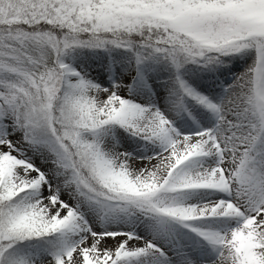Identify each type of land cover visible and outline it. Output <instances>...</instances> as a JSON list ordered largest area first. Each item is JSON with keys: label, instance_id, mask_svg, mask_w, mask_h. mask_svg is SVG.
Wrapping results in <instances>:
<instances>
[{"label": "snow or ice", "instance_id": "1", "mask_svg": "<svg viewBox=\"0 0 264 264\" xmlns=\"http://www.w3.org/2000/svg\"><path fill=\"white\" fill-rule=\"evenodd\" d=\"M0 264H264V0H0Z\"/></svg>", "mask_w": 264, "mask_h": 264}]
</instances>
